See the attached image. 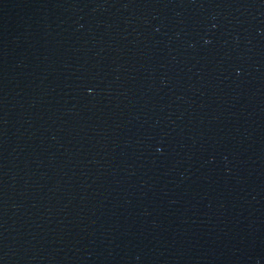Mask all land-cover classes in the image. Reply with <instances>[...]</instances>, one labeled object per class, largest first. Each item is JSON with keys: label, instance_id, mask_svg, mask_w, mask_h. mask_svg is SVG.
Segmentation results:
<instances>
[{"label": "water", "instance_id": "water-1", "mask_svg": "<svg viewBox=\"0 0 264 264\" xmlns=\"http://www.w3.org/2000/svg\"><path fill=\"white\" fill-rule=\"evenodd\" d=\"M0 264H264V0H0Z\"/></svg>", "mask_w": 264, "mask_h": 264}]
</instances>
